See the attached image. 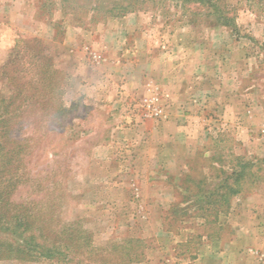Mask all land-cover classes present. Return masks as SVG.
Returning <instances> with one entry per match:
<instances>
[{
	"label": "rangeland",
	"instance_id": "rangeland-1",
	"mask_svg": "<svg viewBox=\"0 0 264 264\" xmlns=\"http://www.w3.org/2000/svg\"><path fill=\"white\" fill-rule=\"evenodd\" d=\"M0 115V264H264V0H0Z\"/></svg>",
	"mask_w": 264,
	"mask_h": 264
},
{
	"label": "trees",
	"instance_id": "trees-1",
	"mask_svg": "<svg viewBox=\"0 0 264 264\" xmlns=\"http://www.w3.org/2000/svg\"><path fill=\"white\" fill-rule=\"evenodd\" d=\"M0 116H1V115H0ZM1 121H3V123L5 122L4 120H1ZM5 170H6L7 173L10 172V168H8V167H5ZM4 176H5V175H4ZM9 179H10V178H9ZM19 218H20V217H19ZM14 219H15V221H17V216H15ZM27 221H28V219H26V217H21V218L19 219V221H17V222L15 223V229L22 230V231H20V232H23V231L28 230V228L30 227V225L27 224ZM18 230H15V232H18ZM18 233H19V232H18Z\"/></svg>",
	"mask_w": 264,
	"mask_h": 264
}]
</instances>
